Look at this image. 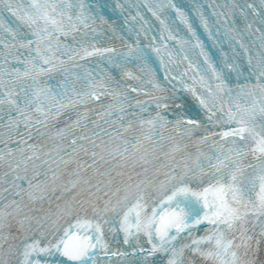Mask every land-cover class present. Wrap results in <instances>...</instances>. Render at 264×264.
<instances>
[{
	"label": "snow or ice",
	"instance_id": "obj_1",
	"mask_svg": "<svg viewBox=\"0 0 264 264\" xmlns=\"http://www.w3.org/2000/svg\"><path fill=\"white\" fill-rule=\"evenodd\" d=\"M0 264H264V0H0Z\"/></svg>",
	"mask_w": 264,
	"mask_h": 264
}]
</instances>
